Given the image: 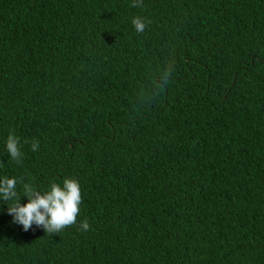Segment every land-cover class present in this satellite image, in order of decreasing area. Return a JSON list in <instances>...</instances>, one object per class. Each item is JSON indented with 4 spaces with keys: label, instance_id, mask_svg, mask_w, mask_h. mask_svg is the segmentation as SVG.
<instances>
[{
    "label": "trees",
    "instance_id": "obj_1",
    "mask_svg": "<svg viewBox=\"0 0 264 264\" xmlns=\"http://www.w3.org/2000/svg\"><path fill=\"white\" fill-rule=\"evenodd\" d=\"M4 175L82 201L0 264H264V0H0Z\"/></svg>",
    "mask_w": 264,
    "mask_h": 264
},
{
    "label": "clouds",
    "instance_id": "obj_2",
    "mask_svg": "<svg viewBox=\"0 0 264 264\" xmlns=\"http://www.w3.org/2000/svg\"><path fill=\"white\" fill-rule=\"evenodd\" d=\"M142 2L143 0H133V7L141 6ZM131 24L138 33L146 28V21L140 16L133 17ZM4 147L12 160L21 159L20 139L17 136L10 133ZM30 148L36 152L39 141L33 140ZM22 197L27 198L26 204L21 203ZM0 201L7 202V212L13 217V223L22 225L24 231L35 225L52 234L59 233L66 226L77 222L82 195L80 184L75 179L64 178L62 185L52 182L46 189L37 190L30 182H24L23 179L18 181L15 176L4 175L0 176ZM80 227L87 231L90 225L84 220Z\"/></svg>",
    "mask_w": 264,
    "mask_h": 264
}]
</instances>
